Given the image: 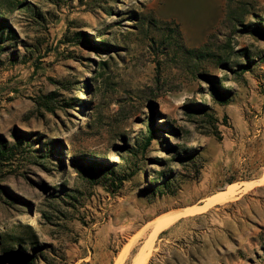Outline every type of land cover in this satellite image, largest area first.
I'll use <instances>...</instances> for the list:
<instances>
[{
	"label": "rangeland",
	"instance_id": "obj_1",
	"mask_svg": "<svg viewBox=\"0 0 264 264\" xmlns=\"http://www.w3.org/2000/svg\"><path fill=\"white\" fill-rule=\"evenodd\" d=\"M0 24V264H133L169 215L147 264H264V0H0Z\"/></svg>",
	"mask_w": 264,
	"mask_h": 264
},
{
	"label": "bare ground",
	"instance_id": "obj_2",
	"mask_svg": "<svg viewBox=\"0 0 264 264\" xmlns=\"http://www.w3.org/2000/svg\"><path fill=\"white\" fill-rule=\"evenodd\" d=\"M248 186H249V189H251V190L255 189V186L252 184L248 185ZM235 194H236L235 189L232 188V186H230V189L228 191H221L218 194L210 196L207 199L208 202L206 204H201V206H191V207L189 206L188 208L185 209V212L189 213V214H194L196 212L201 211L200 213H202V211H204V210L206 211V209L211 208L212 206L220 205V204L227 202V200L232 198ZM177 219H178V216H175V215L170 216L169 215V216L161 217L160 219L156 220L157 222H155L153 224L154 227H153V231L151 233V238H150L149 244L145 247L144 250H142L140 252V254L134 260L133 264H147L149 256H150L149 252L152 249V245H153V242L155 241L156 237L159 236L164 230L168 229ZM123 258L124 257L122 255L121 259H123Z\"/></svg>",
	"mask_w": 264,
	"mask_h": 264
},
{
	"label": "trees",
	"instance_id": "obj_3",
	"mask_svg": "<svg viewBox=\"0 0 264 264\" xmlns=\"http://www.w3.org/2000/svg\"><path fill=\"white\" fill-rule=\"evenodd\" d=\"M0 28H2V25L0 24ZM153 132L154 131H151V136L153 135ZM4 152H9V151H5V148H4V146H3V149H2ZM1 153V152H0ZM120 183H122V181H120ZM23 264H32V261H30V262H27V263H23Z\"/></svg>",
	"mask_w": 264,
	"mask_h": 264
}]
</instances>
